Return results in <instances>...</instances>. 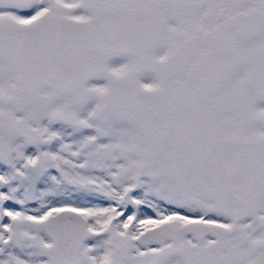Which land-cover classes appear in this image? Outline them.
<instances>
[{"label": "snow or ice", "instance_id": "snow-or-ice-1", "mask_svg": "<svg viewBox=\"0 0 264 264\" xmlns=\"http://www.w3.org/2000/svg\"><path fill=\"white\" fill-rule=\"evenodd\" d=\"M0 264H264V0H0Z\"/></svg>", "mask_w": 264, "mask_h": 264}]
</instances>
